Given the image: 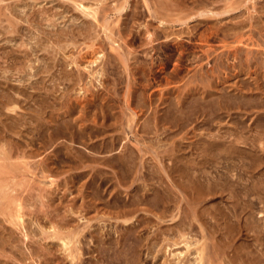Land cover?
<instances>
[{"label":"rangeland","instance_id":"obj_1","mask_svg":"<svg viewBox=\"0 0 264 264\" xmlns=\"http://www.w3.org/2000/svg\"><path fill=\"white\" fill-rule=\"evenodd\" d=\"M0 1V264H264V0Z\"/></svg>","mask_w":264,"mask_h":264},{"label":"bare ground","instance_id":"obj_2","mask_svg":"<svg viewBox=\"0 0 264 264\" xmlns=\"http://www.w3.org/2000/svg\"><path fill=\"white\" fill-rule=\"evenodd\" d=\"M1 2V1H0ZM3 2V1H2ZM99 3V2H98ZM82 5V4H81ZM78 7V6H77ZM7 8V7H6ZM80 8V7H79ZM83 8H84V6H83ZM87 8V7H86ZM85 8V9H86ZM232 8V7H231ZM89 9V8H88ZM235 9V8H234ZM2 10V9H1ZM80 10H82V12H84V14H86L87 16H94V17H96L95 15H97L98 13L95 11V10H93L94 12H92V13H90V12H86L87 10H83L82 9V7H81V9ZM98 10V9H97ZM99 11V10H98ZM202 14V13H201ZM209 14V13H208ZM93 17V18H94ZM97 18H98V16H97ZM13 23H14V21H13ZM11 24V25H14V24ZM81 24V23H80ZM79 25V24H78ZM15 26V25H14ZM16 26H17V23H16ZM87 26H89V25H87ZM105 26V25H104ZM13 28V30H17V29H14L15 27H12ZM87 28V27H86ZM90 28V27H89ZM8 29H10V28H8ZM64 30V29H63ZM79 30V29H78ZM84 30V29H83ZM91 30V29H90ZM9 32V31H8ZM11 32V31H10ZM16 32V31H15ZM78 33H79V31H77ZM85 32V31H84ZM57 33V32H56ZM55 33V34H56ZM67 33L68 32H66V30H65V33H63V35L64 34H66L67 35ZM74 34V33H73ZM73 34L71 35V36H73ZM60 35H62V34H58V35H56V36H60ZM62 35V36H63ZM76 35V34H75ZM69 36V35H68ZM68 36H67V38H68ZM210 36V35H209ZM74 37V36H73ZM73 37H69V38H73ZM207 37H208V35H207ZM56 38V37H55ZM54 38V39H55ZM61 38V37H60ZM75 38V37H74ZM200 38H202L203 39V37H200ZM201 39V40H202ZM208 39V38H207ZM206 39V42L205 41H203V40H205V39H203L202 41L204 42V43H208L207 41L210 39H208L207 40ZM75 40V39H74ZM200 40V39H199ZM59 41V40H58ZM57 41V42H58ZM76 41V40H75ZM201 43V41H200V44L201 45H203V46H205L204 45V43ZM242 43V42H241ZM209 44V43H208ZM229 46V45H228ZM207 47H208V49H209V46L207 45ZM206 46H205V48H207ZM210 47H211V45H210ZM203 48V47H202ZM205 48H203V49H205ZM237 48H239V47H237ZM236 48V49H237ZM237 50H239V49H237ZM214 52V51H213ZM245 52V51H244ZM248 52V51H247ZM238 53V52H237ZM96 61V60H95ZM97 62V61H96ZM36 74V73H35ZM260 86V85H259ZM208 94V93H207ZM195 99V98H194ZM178 102V101H177ZM185 109V108H184ZM113 140V139H112ZM3 149V148H2ZM117 149V148H116ZM4 157V156H3ZM5 158H7V157H5ZM122 158V157H121ZM130 158H132V157H130ZM123 159V158H122ZM135 160V158L133 157L132 158V160ZM6 160V159H5ZM132 162V161H131ZM133 162H135V161H133ZM5 163V162H4ZM14 163V162H13ZM0 164H1V162H0ZM8 164V163H7ZM15 164V163H14ZM3 166V165H2ZM8 167V166H7ZM1 168V167H0ZM7 168H5V169H3V170H6ZM14 170V169H13ZM15 170H16V168H15ZM11 171V170H10ZM24 171V170H23ZM129 171V170H128ZM130 171H132V170H130ZM0 172H1V170H0ZM6 172V171H5ZM43 172V171H42ZM1 173H3V172H1ZM22 173V172H21ZM8 174V173H7ZM12 174V173H11ZM126 174H127V172H126ZM194 174H195V172H194ZM0 175H2V174H0ZM5 175V174H4ZM124 175V174H123ZM183 175V174H182ZM192 175V174H191ZM10 176V175H9ZM124 176H126V175H124ZM1 177V176H0ZM47 177V176H46ZM136 177V176H135ZM196 177H199V176H196ZM11 178H13V177H11ZM123 178V177H122ZM139 178V177H138ZM181 178H183V177H181ZM195 177L194 176H192V179H194ZM200 178V177H199ZM3 179V178H2ZM2 179H0V183H1V180ZM6 179V178H5ZM164 179V178H163ZM198 179V178H197ZM214 180V179H213ZM133 182H134V184H136L137 182H136V180H132ZM194 181H197V180H195L194 179ZM16 182V181H15ZM198 182V181H197ZM53 183V182H52ZM199 183V182H198ZM183 185V182L182 183H180V185ZM179 185V186H180ZM185 185H186V183H184V185L182 186L183 188L185 187ZM197 185V184H196ZM195 185V188H198L199 189V187L198 186H196ZM7 186V185H6ZM12 186V185H11ZM131 186H132V184H131ZM138 186V184L136 185V187ZM141 187V186H140ZM159 187V186H158ZM181 187V186H180ZM132 188H134V187H132ZM160 188H161V186H160ZM160 188H159V190H160ZM188 188V187H187ZM138 190H140V188L138 187L137 188ZM144 189V188H143ZM147 189V188H146ZM155 189V188H154ZM165 189H167V188H165ZM197 189V190H198ZM12 190V189H11ZM158 190V189H157ZM157 190H154V191H157ZM161 190H162V188H161ZM182 190V189H181ZM10 191V190H9ZM13 191V190H12ZM135 191V190H134ZM137 191V190H136ZM148 191V190H147ZM151 191H153V190H151ZM153 191V192H154ZM167 191H168V189H167ZM195 191V190H194ZM213 191V190H212ZM212 191H210V192H212ZM144 192H146V190L144 191ZM143 192V194H145ZM158 192V191H157ZM160 192V191H159ZM158 192V193H159ZM169 192H170V190H169ZM191 192H193L192 191V189H191ZM209 192V193H210ZM216 192V191H215ZM6 193V192H5ZM10 193V192H9ZM123 193V192H122ZM136 193V192H135ZM133 194L134 196H136L137 194H138V192L136 193V194ZM148 193V192H147ZM155 193V195L157 194L156 192H154ZM154 193H153V195H154ZM167 193V192H166ZM165 192H163L162 194L160 193V195H164L165 194V196L166 195H169L168 193L166 194ZM185 193V192H184ZM196 193V192H195ZM194 193V194H195ZM129 194V193H128ZM149 194H150V191H149ZM200 194V193H199ZM208 194V193H207ZM244 194H246V193H244ZM7 195H8V193H7ZM10 195H12L11 193H10ZM132 195V194H131ZM151 195V194H150ZM149 195V196H150ZM170 195H171V193H170ZM183 195V194H182ZM204 195V194H203ZM5 196H6V194H5ZM14 196V195H13ZM134 196L132 197L133 199H134ZM152 196V195H151ZM151 196H150V198H148L149 200H151ZM157 196V195H156ZM165 196H163V198H165ZM185 196V195H184ZM11 197V196H10ZM131 197V196H130ZM141 197V196H140ZM144 196H142V198H143ZM158 198H159V196H157ZM171 197V196H170ZM169 197V198H170ZM195 197V196H194ZM207 197V196H206ZM146 198V197H145ZM156 198V197H155ZM154 198V196H153V198H152V201H151V203L150 204H155V203H157L158 201H159V199H161L162 200V196L159 198V199H157L158 201H156V199ZM169 198H168V201L167 202H165V200H164V202H165V204H167V203H170V201H171V198H170V200H169ZM131 199V198H130ZM131 200V201H133V202H130V203H133V204H131V205H134L135 203H134V201L135 202H139V201H137L136 199L135 200ZM155 199V200H154ZM166 199V198H165ZM194 199V198H193ZM205 199V198H204ZM144 201H145V199H143ZM167 200V199H166ZM173 200V199H172ZM177 200V199H176ZM198 200V199H197ZM2 201V200H1ZM0 201V202H1ZM130 201V200H129ZM153 201H155V203H153ZM163 201V200H162ZM195 201V200H194ZM146 202V201H145ZM161 202V201H160ZM190 202V201H189ZM3 204V203H2ZM127 204V203H126ZM157 204H159V202L157 203ZM160 204H163V202H161ZM159 204V205H160ZM177 204V203H176ZM4 205V204H3ZM130 205V206H131ZM156 205V204H155ZM164 205V204H163ZM189 205V204H188ZM201 205V204H200ZM128 206V205H127ZM150 206V205H149ZM157 207H158V205H156ZM161 206V205H160ZM2 207V206H1ZM136 207V206H135ZM139 207V206H138ZM166 207V206H165ZM164 207V208H165ZM177 207H178V204H177ZM194 207V206H193ZM148 208V207H147ZM150 208H152V206H150ZM196 208H198V207H195L194 209L195 210H197ZM132 209V208H131ZM135 208L133 207V209L131 210V211H133ZM149 209V208H148ZM153 209V208H152ZM151 209V210H152ZM167 209V207L163 210V211H165ZM176 209H179V207L178 208H176ZM193 209V208H192ZM3 210V209H2ZM107 210V209H106ZM136 210V209H135ZM140 210V209H139ZM150 210V209H149ZM155 210V209H154ZM83 211V210H82ZM122 211V210H121ZM145 211V210H144ZM168 211V210H167ZM204 211V210H203ZM203 211H201V213H199V212H197L198 214H200L199 216H201V214H203ZM134 212V211H133ZM148 212V211H147ZM146 212V213H147ZM166 212V211H165ZM192 212V211H191ZM158 213V212H157ZM157 213H155V215L157 214ZM185 213V212H184ZM140 214V213H139ZM152 214V213H151ZM162 214V213H161ZM163 214H164V212H163ZM153 215H154V213H153ZM194 215V216H193ZM193 215H192V218L190 219V217L187 215V216H185L186 218H184V217H179V218H176L177 216H174L173 218H172V221L174 220L175 222H174V224H175V226L177 227L176 229H175V226H173L171 229H170V227L172 226V225H170V226H168L167 228L168 229H170L171 231H172V234L174 235V236H172L171 238H172V243H171V245H173V246H183V247H185V249H186V251L184 252V251H182V250H179L178 251V253H174V256H175V260H176V257L178 256V261H175L176 263H174V264H218L219 263V261H218V263H216V261L218 260L217 259V256H216V245H215V243H212V248H213V253L212 254H210L209 253V248H210V245H209V243H207L206 241L204 242H201L202 244L200 245V241H199V246L197 247L196 245L198 244V240L196 239V240H194V238H196V236L194 237V235H193V233H194V230H196L195 228H196V225H195V221L199 224V225H201V221L199 222V217H197L198 215H195V213L193 212ZM115 216V215H114ZM157 216V215H156ZM17 217H20V214H17ZM118 217V216H117ZM145 217V216H144ZM149 217V216H148ZM165 217V216H164ZM111 218V217H110ZM159 218V217H158ZM132 219V218H131ZM130 219V220H131ZM163 219V218H162ZM127 220V219H126ZM125 220V221H126ZM129 220V219H128ZM127 220V222L126 223H128V227H129V229H128V231H124L125 233H124V235H122L121 234V236H122V238H120L121 240H120V243L119 244H116V247L115 248H113L112 250V253H114V254H112L111 252H109V254L108 255H106L105 257L106 258H102V259H104V261L106 262H110V263H112V264H116L115 262L116 261H118L117 262V264L118 263H120L123 259H127L128 258V256H129V254H130V249H134V248H131L130 246H132V247H136V245L134 244V243H131V241H130V239H131V236L132 235H134V233H133V231L131 232V230H135V232H136V230H137V227L139 228L140 226H138L137 225V227H136V222H137V220L136 221H128ZM151 220V219H150ZM149 222V221H148ZM147 222V223H148ZM24 223V222H23ZM135 223V224H134ZM141 223V222H140ZM140 223H138V224H140ZM143 223V222H142ZM145 223V222H144ZM146 223V224H147ZM161 223V222H160ZM135 226H134V225ZM149 224L150 223H148V226H149ZM172 224V223H171ZM126 226V227H127ZM134 226V227H133ZM153 226V225H152ZM53 227V226H52ZM55 227V226H54ZM54 227H53V229H54ZM120 227V226H119ZM127 227V228H128ZM141 227H142V225H141ZM154 227V226H153ZM159 227V226H158ZM164 227V226H163ZM201 227V226H200ZM202 228V227H201ZM200 228V229H201ZM127 230V229H126ZM161 231L162 230H165V232L166 231H168L167 229H166V227H165V229H160ZM56 231V230H55ZM55 231H53V232H55ZM121 231V230H120ZM137 231H139V230H137ZM158 231H159V229H158ZM263 231V230H262ZM59 232V231H58ZM94 232H96V231H94ZM169 232V231H168ZM167 232V233H168ZM195 232H198V231H195ZM56 233V232H55ZM107 233V232H106ZM133 233V234H132ZM140 233V232H139ZM159 233L160 232H158V235L156 234L155 235V238H157L156 236H159ZM58 234V233H57ZM57 234H55V236L57 235ZM77 234H78V232H77ZM76 234V235H77ZM132 234V235H131ZM136 234V233H135ZM164 234H166V233H164ZM163 234V235H164ZM172 234H169V235H172ZM205 234V233H204ZM74 235V234H73ZM79 235V234H78ZM92 235V234H91ZM163 235H160V236H163ZM168 235V234H167ZM207 235V234H206ZM93 236V235H92ZM107 236V235H106ZM136 236H138V235H136ZM153 236V235H152ZM166 236V235H165ZM204 236V235H203ZM74 237H76V236H74ZM96 237V236H95ZM133 237H135V236H133ZM132 237V240L134 239ZM143 236H141V238H142ZM151 237V236H150ZM149 237V238H150ZM154 237V236H153ZM170 236H168V238H169ZM207 237V236H206ZM70 238H71V236H70ZM70 238H68V240H70L71 241V239ZM147 239H148V236L146 237ZM154 238V240H156ZM159 238V237H158ZM161 238V237H160ZM159 238V240H163V241H161V242H164V238L162 239H160ZM167 238V237H166ZM168 238H167V241H166V239H165V243H167L168 242ZM108 239V238H107ZM136 240L138 239L139 240V236H138V238L136 237L135 238ZM134 239V240H135ZM143 239H144V237H143ZM147 239H145V241L147 240ZM151 239V238H150ZM149 239V240H150ZM170 239V238H169ZM205 239H207V238H205ZM209 239H210V237H209ZM135 240V241H136ZM138 240L136 241V242H138ZM153 240V242H155ZM201 240V239H200ZM204 240V239H203ZM64 241V240H63ZM66 241V240H65ZM64 241V242H65ZM70 241H67V245L66 244H64L65 246H68V244L70 243ZM97 241V240H96ZM106 240H104V242H105ZM119 241V240H118ZM140 241V240H139ZM145 241H144V243H145ZM151 241V240H150ZM210 241V240H209ZM71 242H73V241H71ZM76 242V241H75ZM143 242V241H142ZM157 242V241H156ZM169 242L167 243L168 244V247H171V245L169 244ZM139 243V242H138ZM140 243H141V241H140ZM148 243H150V242H148ZM160 243V242H159ZM134 246H133V245ZM137 244V243H136ZM146 244V243H145ZM154 245H156L155 243H153ZM153 244H151V245H153ZM72 245H73V243H72ZM118 245H119V247L121 246V249L118 247ZM138 245V244H137ZM140 245V244H139ZM137 246V247H139L138 248V250H140V246ZM143 246H144V244H142ZM147 245V244H146ZM150 245V247H149V245H147L148 246V249H151L152 250V248L154 247H152ZM170 245V246H169ZM76 246H77V244H76ZM165 246V245H164ZM194 246H196L197 248H194L193 249V247ZM70 247H71V245H70ZM69 247V248H70ZM114 247V246H113ZM152 247V248H151ZM156 247V246H155ZM154 247V248H155ZM167 247V246H166ZM66 248V247H65ZM143 248V247H142ZM121 250V255H119V253L120 252H118V250ZM136 249V248H135ZM134 249V250H135ZM75 250V249H74ZM78 250V249H77ZM110 250V249H109ZM122 250H123V252H122ZM142 250V249H141ZM150 250V254H151V251ZM216 250V251H215ZM76 251V250H75ZM106 251V250H105ZM70 252H71V250H70ZM118 252V255H116V253ZM134 252L135 251H131V253L133 254V255H135V254H137L138 253V251H137V253L135 252V254H134ZM106 253V252H105ZM111 253V254H110ZM123 253V254H122ZM73 254H75V253H73ZM70 255H71V253H70ZM133 255H132V258H130L129 257V259H130V262L127 260V262H129V263H133V262H131V259L133 260ZM152 255V254H151ZM74 258H75V256H74ZM121 258H123V259H121ZM76 259H77V257H76ZM147 260V259H146ZM103 261V260H102ZM103 261V262H104ZM123 261H126V260H123ZM122 261V262H123ZM123 263H125V262H123ZM129 263H127V264H129ZM168 264V263H167Z\"/></svg>","mask_w":264,"mask_h":264}]
</instances>
